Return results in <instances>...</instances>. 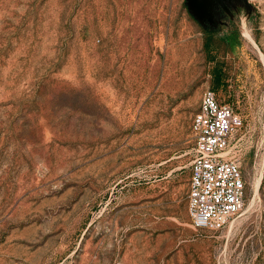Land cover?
Segmentation results:
<instances>
[{"label": "rangeland", "instance_id": "rangeland-1", "mask_svg": "<svg viewBox=\"0 0 264 264\" xmlns=\"http://www.w3.org/2000/svg\"><path fill=\"white\" fill-rule=\"evenodd\" d=\"M205 89L241 119L217 231L187 208ZM0 264H264V0H0Z\"/></svg>", "mask_w": 264, "mask_h": 264}, {"label": "built area", "instance_id": "built-area-1", "mask_svg": "<svg viewBox=\"0 0 264 264\" xmlns=\"http://www.w3.org/2000/svg\"><path fill=\"white\" fill-rule=\"evenodd\" d=\"M240 126V116L212 89L202 92L189 126L193 156L187 208L194 229L221 230L244 206V180L231 153V138Z\"/></svg>", "mask_w": 264, "mask_h": 264}, {"label": "trees", "instance_id": "trees-1", "mask_svg": "<svg viewBox=\"0 0 264 264\" xmlns=\"http://www.w3.org/2000/svg\"><path fill=\"white\" fill-rule=\"evenodd\" d=\"M219 19L214 20L213 22H203L204 24H202L203 29L205 30V32L207 33V40L205 41V48L208 51V53L211 52L212 50V43H211V39L213 36H215V34H217V32L219 31L218 26H219ZM212 75H213V87L215 89L218 88V86L221 83V76H222V72L220 70L219 67H214V69L211 71ZM215 92V91H214ZM216 94V93H215Z\"/></svg>", "mask_w": 264, "mask_h": 264}]
</instances>
